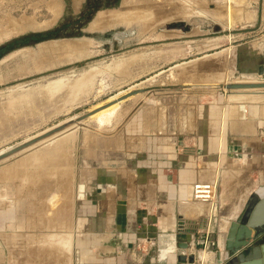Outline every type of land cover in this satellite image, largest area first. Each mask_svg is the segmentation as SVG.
I'll use <instances>...</instances> for the list:
<instances>
[{
    "label": "rangeland",
    "instance_id": "rangeland-1",
    "mask_svg": "<svg viewBox=\"0 0 264 264\" xmlns=\"http://www.w3.org/2000/svg\"><path fill=\"white\" fill-rule=\"evenodd\" d=\"M99 1L0 0V152H6L29 138L33 139L57 124H71L77 117L130 91H138V94L118 102L112 113L115 114L105 118L101 122L103 126L96 125L99 122L95 123L94 115L76 124L70 133L62 134L63 137L59 135L50 139L51 142L58 138L68 139L64 147L67 156L64 154L61 161L54 162L64 171L58 174V188L54 185L57 176L51 175V166L46 165L50 167L49 173L46 168L43 169L46 179L42 183L33 180L35 184L31 175L38 174V166H17V159L51 147L46 145L51 143L50 140L44 143L46 146L41 144L0 160V264H76L78 259L85 257L90 230L80 229L78 220H87L93 226L95 223L94 220L90 221L94 216L84 208L86 204L89 205L85 201L89 197L78 198L77 187L90 184L92 170L87 165L104 154L105 151L99 148L109 143L108 139L111 138L107 135H113L139 108L153 106L160 97L166 101L168 91H178L192 84H212L227 93L231 91L224 85L244 80L234 70L236 56L241 53L245 42L258 38L262 27L258 5L252 3L256 0H186L192 6L189 8H185V3L181 6L182 0ZM83 2L86 13L81 16L82 19L73 20ZM53 4L54 9H51ZM147 5L151 10L148 19L128 24L116 21L100 29H89L98 17L102 20L112 19L120 13H135ZM160 8H174V13L161 18L162 15L155 14ZM184 10L190 15L178 18ZM247 14L251 18H243ZM26 17L38 23L46 21L50 24L42 29H27L2 37L10 30L11 20L14 22ZM80 23L84 24L81 26ZM68 25H74V30L69 34L58 33L60 28ZM78 40L85 43V53H80L82 56L63 51L59 55L40 53L37 49L44 42ZM118 59L125 60V63L114 68L109 65ZM105 65L109 66L105 68ZM84 73L89 85L85 83L86 86L75 92V82L86 78ZM59 77L64 78L62 88L49 92L42 87L47 81ZM6 167L16 171L4 176L1 171ZM24 172L29 174L30 179H24ZM258 176L255 173L256 182H261ZM128 182L129 186L122 191V195L117 192V195L107 193L104 197H93L89 209H94L93 213L99 215L101 222L110 223L117 210L115 206L131 212L130 191L133 185L132 180ZM127 189L129 194H126ZM222 189L223 186L217 182L214 201L226 195L222 194ZM65 192L69 194L66 196ZM67 197L72 202V208L65 212ZM98 204L102 206V211H95ZM212 207L209 205L206 213L216 216L210 225L214 237L211 246L213 251L220 253L224 251L219 244L225 233L219 221L223 213L218 210L213 212ZM8 209L13 211L11 219ZM51 233L59 234V240L63 242L59 241L58 249L46 241ZM197 247L195 251H200Z\"/></svg>",
    "mask_w": 264,
    "mask_h": 264
},
{
    "label": "crops",
    "instance_id": "crops-1",
    "mask_svg": "<svg viewBox=\"0 0 264 264\" xmlns=\"http://www.w3.org/2000/svg\"><path fill=\"white\" fill-rule=\"evenodd\" d=\"M252 3L258 5L262 16L260 35L242 45V51L234 61V70L243 81H264V76L257 75L259 68L264 69V0ZM247 16L251 18L250 14L243 18ZM220 90L212 84H192L178 91H168L166 101L163 97L153 98V106L139 108L113 135L106 134L111 139L104 149L99 148L105 151L104 154L96 158L98 162L92 159L87 165L92 170L90 184L77 187L78 198L89 197L85 198L89 205L84 208L94 216L90 221L94 220L95 225L84 219L78 220V227L88 228L90 232L85 257L78 259L76 264H183L177 261L181 254H196L206 264H219V253L211 246L214 237L210 231L216 216L206 214L210 204L192 200L193 184L220 182L223 186L222 194L226 195L212 203L213 212L223 213L219 219L225 230L224 239L219 240L223 249L227 228L235 217L233 214L244 211L248 199L256 191L264 197V94L227 93L224 90L220 93ZM60 141L63 142L56 140ZM64 147L62 157L66 155ZM39 153L33 152L34 159L31 154L18 159V164L25 163V167L35 164L33 160L42 162L36 164L38 175H31H36L32 178L34 184L33 180L39 179L42 183L46 179L43 169L50 172V167L45 164L51 165L53 158ZM40 156L42 161L37 160ZM55 157L61 161L60 156ZM53 159L52 163L56 161ZM7 169V173L16 171L6 167L2 169V175L4 172L6 175ZM50 169L55 175L64 172L56 163ZM255 173L261 182H256ZM24 175L28 180L29 174L25 172ZM39 175H42L41 179ZM129 180L133 185L131 212L115 206L117 210L110 223L101 222L93 208L89 209L91 200L107 193L122 195ZM59 181L60 176H57L54 182L57 188ZM127 191L129 194V189ZM68 194L65 192L66 196ZM66 200L68 205L64 206L68 212L72 202L69 197ZM95 207V211L103 210L99 204ZM8 212L10 219L13 218V211L8 209ZM51 234L54 244L49 240ZM51 234L46 239L49 238L47 241L56 247L59 234ZM196 243L201 245L197 247L200 251L193 249ZM182 244H188V249L177 247ZM160 250L164 251V258H161Z\"/></svg>",
    "mask_w": 264,
    "mask_h": 264
},
{
    "label": "water",
    "instance_id": "water-1",
    "mask_svg": "<svg viewBox=\"0 0 264 264\" xmlns=\"http://www.w3.org/2000/svg\"><path fill=\"white\" fill-rule=\"evenodd\" d=\"M257 75L264 76V69L259 68L257 71ZM224 88L231 91H241L239 94L259 95L264 94V91L260 92V90H264V81H236L224 85ZM244 90L245 92L246 90L253 91L245 93L242 92ZM136 94H138V91H130L125 95H122L116 99H112L101 107L93 109L77 117L76 121L71 124H57L55 127L53 126L52 128L45 130L35 138L24 141L22 144L0 155V160L10 156L11 154H15L16 152L31 145H35L40 141H43V144L44 140H47L48 138H51L65 131L67 128L74 129L76 127V124H80V122L88 119L100 108H105L117 102H122L126 98ZM258 191L253 193V195L248 199L244 211L236 215L234 219L229 223L225 235L224 251L222 253H219V264H221L222 262H224L225 264H264V242L258 243L260 242V240H264V197H260ZM256 243L258 244L255 245ZM197 246L201 245H198V243H196L195 245H193V249L195 250ZM177 247L181 249H188L189 245L182 244L178 245ZM160 256L161 258H164V251H161ZM259 258L261 259V262L258 261ZM193 260V254H190L189 256L181 254L177 257L178 262L187 261L188 263H192Z\"/></svg>",
    "mask_w": 264,
    "mask_h": 264
},
{
    "label": "bare ground",
    "instance_id": "bare-ground-1",
    "mask_svg": "<svg viewBox=\"0 0 264 264\" xmlns=\"http://www.w3.org/2000/svg\"><path fill=\"white\" fill-rule=\"evenodd\" d=\"M166 1V0H165ZM173 1H177V0H173ZM166 2H168V1H166ZM165 2V3H166ZM170 2H171V0H170ZM180 2V1H179ZM162 3V2H161ZM181 3H183V4H181ZM181 6L182 5H185L186 4V6H185V8L187 7V8H189V6L190 7H192L191 6V4L190 3H188V1H184L183 2V0L181 1ZM185 3V4H184ZM150 4V3H149ZM54 5L55 4H53V6L51 7L50 6V8L51 9H54ZM144 5H146V4H144ZM173 5V4H172ZM171 5V6H172ZM174 6H175V2H174ZM149 7L150 6H145V7H142V8H140L137 12H135V13H131L130 12V14H126V12H125V14H123V13H120V14H117V15H114L115 17H113L112 19H101V18H97V19H95L91 24H90V26H89V29H100V28H102V26L103 25H110V24H114L116 21L117 22H122V23H124V24H128V23H130V22H132V21H136V20H138V21H140V20H145V19H148L149 18V16L151 15V10H149ZM183 8H184V6H183ZM195 8V7H194ZM194 8L192 9V10H194ZM129 9V8H128ZM173 9L174 8H168L167 10H166V8H160L159 10L157 9V11H156V16L157 15H162L161 16V18L162 17H166V15L168 14V15H170L172 12L174 13V11H173ZM183 10V9H182ZM185 11V12H184ZM183 11V15H181L180 14V16H178V18H183V17H187V16H189L190 14H188V12H186V10H184ZM55 12V11H54ZM153 12V11H152ZM176 12V11H175ZM200 12V11H199ZM198 12V14L200 15V13ZM218 12V11H217ZM57 13V12H56ZM172 13V14H173ZM178 14H179V12H178ZM206 14V13H205ZM223 15V14H222ZM232 15V14H231ZM112 16V15H111ZM198 16V15H197ZM208 16H210V15H208ZM238 16V15H237ZM101 17V16H100ZM177 17V16H176ZM211 17H212V15H211ZM210 17V18H211ZM214 17V16H213ZM212 17V18H213ZM226 17V16H225ZM232 17V16H231ZM234 17V16H233ZM244 17V16H243ZM239 18H240V16H239ZM247 18H248V16H247ZM231 19H233V18H231ZM14 21V20H13ZM163 21V20H162ZM165 21V20H164ZM248 21V20H247ZM11 22H12V20H11ZM10 22V26H9V28H10V30L6 33L5 32V34L4 35H2V37L4 36V38L5 37H7V35H9V34H11V33H17V32H22V31H25V30H27V29H36V30H38V29H42V28H45V27H47L49 24H50V22H46V21H44V22H41V23H38V22H36L33 18H29V17H26V18H22L21 20H19V21H14V22H12L11 23ZM9 23V22H8ZM145 24H146V22H145ZM151 25V24H150ZM4 33V32H3ZM0 38H1V36H0ZM79 41V40H78ZM83 41V40H82ZM85 43H82L81 41H79V42H72V41H65V42H57V41H49V42H44V43H41V44H39L38 45V47H37V49H38V52H40V53H45V52H49V53H53V54H60L62 51L63 52H71V55L72 54H74L75 56H79V54L81 53V52H84L85 51ZM85 53V52H84ZM62 54V53H61ZM82 54V53H81ZM80 54V55H81ZM87 54V53H86ZM66 55V54H65ZM69 55V54H68ZM82 56V55H81ZM132 57H134V56H132ZM131 57V58H132ZM125 60H123V59H121V60H119L118 59V61H112L109 65L111 66V67H113L114 68V66L115 67H117V66H122L121 64H123V63H125L124 62ZM108 65V66H109ZM106 66L107 65H105V68H106ZM107 66V67H108ZM233 67V66H232ZM92 68V67H91ZM100 68V67H99ZM104 68V69H105ZM110 68V67H109ZM94 69V68H93ZM95 69H98V68H95ZM94 69V70H95ZM101 69V68H100ZM99 69V70H100ZM103 69V68H102ZM90 71V70H89ZM88 71V72H89ZM93 71V70H92ZM101 71V70H100ZM87 73V72H86ZM101 73V72H100ZM92 74V73H91ZM86 76V78L85 77H83V76ZM84 75H82V79H80L78 82H75L76 84H75V86H74V91L76 90L77 92H79L78 90L80 89V88H82L83 86H86L85 85V83L87 82V74H85L84 73ZM90 75V74H89ZM95 75V74H94ZM97 75V74H96ZM100 75V74H99ZM93 77V76H92ZM88 78H89V76H88ZM63 79L64 78H62V77H59V78H57V79H54V80H50V81H47L44 85H42V87L44 88V89H46L47 91H55V90H58L60 87H61V85H62V81H63ZM91 81H93V80H91ZM243 81V80H242ZM90 83H92V82H90ZM87 84V83H86ZM87 85H89V84H87ZM64 85H62V87H63ZM41 87V88H42ZM61 87V88H62ZM27 88H29V87H27ZM35 89H36V87H34ZM85 88V87H84ZM30 89H32V88H30ZM71 89H73V88H71ZM86 89V88H85ZM28 90V89H27ZM42 90V89H41ZM82 90V89H81ZM84 90V89H83ZM26 91V90H25ZM29 91V90H28ZM32 91V90H31ZM39 91H40V89H39ZM75 91V92H76ZM246 91H249V90H246ZM250 91H253V90H250ZM254 91H257V90H254ZM32 92H34V91H32ZM71 92V91H70ZM75 92H74V94H75ZM236 92H241V91H236ZM242 92H245V90L244 91H242ZM261 92V91H260ZM26 93V92H25ZM29 93V92H28ZM73 96V95H72ZM11 97V96H10ZM9 98V97H8ZM14 103V102H13ZM118 103V102H117ZM117 103H115V104H112V105H110V106H107V107H105V108H100L98 111H96L94 114H92L90 117H92V116H94L95 115V120L97 121V122H99L100 123V125H101V122H103V120L105 119V118H107L108 116H112V115H114L115 114V112H114V114H112L113 113V111H115V108H116V106H117ZM101 107V106H100ZM97 109V108H96ZM89 117V118H90ZM98 123V124H99ZM56 126V125H55ZM54 126V127H55ZM52 128V127H51ZM50 129V128H49ZM72 130V128H67L65 131H63V132H61V133H59V134H57V135H55V136H53V137H51V138H48L47 140H44V143H46V142H48L50 139H52V138H55V137H58L59 135H61V137H63L62 136V134H64V133H66L67 132V134L68 133H70V131ZM69 131V132H68ZM66 134V135H67ZM39 135V134H38ZM37 136V135H36ZM69 136V135H68ZM60 137V136H59ZM64 137H66L65 135H64ZM72 138H73V136H72ZM30 139V138H29ZM57 139V138H56ZM59 139V138H58ZM58 139H57V141H58ZM28 140V139H27ZM55 139H53L52 141H54ZM65 140V139H64ZM64 140H62L63 142H56V140L54 141V144H52V146L51 147H47L45 150L43 149L42 151L43 152H41L42 153V155L41 156H48L49 158H51V157H53L55 160L57 159V157H55V156H60L61 157V154L63 153V151H62V149H63V146H65L66 145V141H64ZM72 140V139H71ZM42 142L43 141H40V142H38V143H36L35 145H31V146H29V147H27V148H25V149H22V150H20V151H18V152H16L15 154H19V153H22V152H26V151H28V150H30V149H32V148H35V147H37V146H39V145H41L42 144ZM50 142H51V140H50ZM56 142V143H55ZM43 143V144H44ZM72 143V142H71ZM47 144V143H46ZM48 145V144H47ZM44 146H45V144H44ZM41 149V148H40ZM9 151V150H8ZM8 151H6V152H8ZM36 151V150H35ZM68 151V150H67ZM6 152H3L2 150H1V152H0V155H2V154H4V153H6ZM40 153V154H41ZM31 155L33 154V152L32 153H30ZM36 154V153H35ZM39 154V155H40ZM44 154V155H43ZM24 156V155H23ZM33 156V155H32ZM31 156V157H32ZM40 156V157H41ZM38 157V156H37ZM43 157H41V158H37V160L38 159H41V161H42V159H43ZM48 157H47V159H48ZM28 158H30V157H28ZM27 158V159H28ZM34 158H36V156L34 157L33 156V159ZM52 158V159H53ZM4 159V158H3ZM3 159H2V161H3ZM45 159V158H44ZM47 159H46V161H47ZM52 159H51V162H52ZM53 159V160H54ZM59 159V158H58ZM18 160V159H17ZM50 160V159H49ZM31 161V160H30ZM33 161H35L34 163H35V165L36 164H38V165H40V164H42V162L39 164V163H37L36 162V160H33ZM46 161H43V162H46ZM58 160H56V161H54V162H57ZM1 162V161H0ZM32 162V161H31ZM50 162V161H49ZM28 164H29V162H27ZM22 164V163H21ZM20 164V165H21ZM27 164V165H28ZM32 165H33V163H31ZM54 163H51V165H50V163L49 164H45V167H46V165H49V166H52ZM19 165V164H18ZM20 165H19V167H20ZM24 165H25V163H24ZM23 166V165H22ZM29 166H30V164H29ZM37 166V165H36ZM2 167V166H1ZM5 167V166H4ZM27 167V166H26ZM21 168V167H20ZM30 168V167H29ZM34 168V167H33ZM4 169V168H3ZM19 169V168H18ZM11 170H14V169H11ZM21 170V169H20ZM53 171V170H52ZM2 172H3V170L1 171V174H2ZM8 172V169H7V171H6V173ZM54 172V171H53ZM55 172H56V170H55ZM59 172V171H58ZM15 173H17V172H15ZM25 173V172H24ZM41 173V172H40ZM4 174H5V172H4ZM3 174V175H4ZM56 174H57V172H56ZM11 175V174H10ZM38 175V174H37ZM51 175H55V174H51ZM25 176V175H24ZM40 176H42V175H39L38 177L41 179V177ZM56 176H58V175H56ZM15 177V176H14ZM44 177V176H43ZM67 177V176H66ZM26 178V177H25ZM33 178H36V175L33 177ZM62 178V177H61ZM11 179V178H10ZM13 179V178H12ZM15 179V178H14ZM30 179V178H29ZM66 179V178H65ZM64 179V180H65ZM11 181H13V180H11ZM38 181H39V179H38ZM22 186V185H21ZM20 187V186H19ZM18 189V188H17ZM79 189H80V186H79ZM37 192V191H36ZM55 197V196H54ZM16 200H18V199H16ZM31 201V200H30ZM53 201V200H52ZM54 202V201H53ZM56 207V206H55ZM54 207V208H55ZM27 210V209H26ZM60 210V209H59ZM51 211V210H50ZM52 211H54V210H52ZM33 212V211H32ZM55 213V212H54ZM57 215V214H56ZM29 216V215H28ZM58 216V215H57ZM57 219H58V217H57ZM50 221V220H49ZM25 222V221H24ZM32 222V221H31ZM53 222V221H52ZM58 223V222H57ZM26 224V223H25ZM23 226V225H22ZM24 227V226H23ZM17 228V227H16ZM24 230V229H23ZM17 231V230H16ZM17 234V233H16ZM55 235V234H54ZM49 236V235H48ZM47 236V237H48ZM51 237H53L52 236V234L49 236V238H51ZM42 238V237H41ZM48 238V239H49ZM35 239V238H34ZM47 239V240H48ZM52 239V238H51ZM49 239L51 242L54 240V239ZM46 240V241H47ZM56 240V239H55ZM58 240V239H57ZM63 240V239H62ZM44 241V240H43ZM60 242H62L61 240H59ZM59 241H58V243H59ZM48 242V241H47ZM57 242V241H56ZM53 244H54V242H52ZM51 243V244H52ZM63 243V242H62ZM64 243H66V242H64ZM48 244L49 245H51L49 242H48ZM56 244V243H55ZM67 245V244H66ZM54 246V245H53ZM30 247V246H29ZM35 247V246H34ZM56 247H58V245L56 246ZM62 249H63V247H61ZM36 250V249H35ZM37 250H38V248H37ZM42 251V250H41Z\"/></svg>",
    "mask_w": 264,
    "mask_h": 264
},
{
    "label": "built area",
    "instance_id": "built-area-1",
    "mask_svg": "<svg viewBox=\"0 0 264 264\" xmlns=\"http://www.w3.org/2000/svg\"><path fill=\"white\" fill-rule=\"evenodd\" d=\"M215 188L216 183L214 182H197L194 183L192 186V200L195 202H202V203H208L212 205L214 198H215ZM213 244V243H212ZM211 244V245H212ZM194 255V260L192 263L182 262L183 264H206L203 260H199V257ZM187 256V255H185Z\"/></svg>",
    "mask_w": 264,
    "mask_h": 264
},
{
    "label": "flooded vegetation",
    "instance_id": "flooded-vegetation-1",
    "mask_svg": "<svg viewBox=\"0 0 264 264\" xmlns=\"http://www.w3.org/2000/svg\"><path fill=\"white\" fill-rule=\"evenodd\" d=\"M102 2H105V0H100L99 1V3H102ZM86 6H85V3H84V5H83V7H82V10L79 12V14L75 17V16H73V20H80V19H82L81 18V16L82 15H84L85 13H86ZM63 22V21H62ZM85 23V22H84ZM84 23H80L81 24V26L84 24ZM61 25V24H60ZM59 26V25H58ZM57 26V27H58ZM60 27H62V26H60ZM60 27H58V28H60ZM58 28H57V30H58ZM74 25H68V26H63V28H60L59 29V31H58V33L60 34V33H62V34H69L72 30H74Z\"/></svg>",
    "mask_w": 264,
    "mask_h": 264
}]
</instances>
